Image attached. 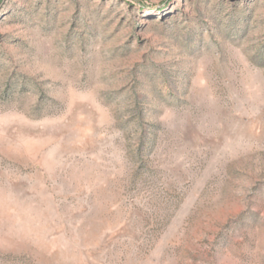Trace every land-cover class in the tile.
Wrapping results in <instances>:
<instances>
[{
    "label": "rangeland",
    "instance_id": "374dc122",
    "mask_svg": "<svg viewBox=\"0 0 264 264\" xmlns=\"http://www.w3.org/2000/svg\"><path fill=\"white\" fill-rule=\"evenodd\" d=\"M0 264H264V0H0Z\"/></svg>",
    "mask_w": 264,
    "mask_h": 264
}]
</instances>
